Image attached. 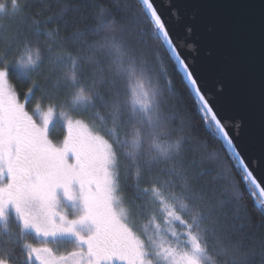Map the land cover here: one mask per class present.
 I'll return each mask as SVG.
<instances>
[{
	"label": "trees",
	"instance_id": "16d2710c",
	"mask_svg": "<svg viewBox=\"0 0 264 264\" xmlns=\"http://www.w3.org/2000/svg\"><path fill=\"white\" fill-rule=\"evenodd\" d=\"M150 13L145 0H0V68L27 110H55L54 140L80 121L108 141L109 185L149 264H264V196L207 131ZM9 221L0 256L30 264L25 242L45 238ZM72 239L47 242L64 254Z\"/></svg>",
	"mask_w": 264,
	"mask_h": 264
},
{
	"label": "snow or ice",
	"instance_id": "6c2138e0",
	"mask_svg": "<svg viewBox=\"0 0 264 264\" xmlns=\"http://www.w3.org/2000/svg\"><path fill=\"white\" fill-rule=\"evenodd\" d=\"M149 2L158 36L177 57L179 70L184 73L182 79L199 101L196 107L207 131L253 177L251 167L235 143L239 125L222 122L218 117L186 59L174 46L155 0ZM259 12L264 21V0ZM26 102L21 104L18 93L6 88L0 73V216L11 206L22 231L31 228L45 238L41 247L25 242L24 251L29 260L33 264H142L138 244L113 215L107 169L95 161L78 137L70 135L62 145H57L47 128L37 124L28 112ZM257 184H261L259 179L250 187ZM61 194L70 201L79 200L83 215L78 218L65 215L58 207ZM61 233L71 234L73 238L75 251L67 257L57 256L47 246L48 237L55 239ZM10 259L0 256V264H10Z\"/></svg>",
	"mask_w": 264,
	"mask_h": 264
},
{
	"label": "water",
	"instance_id": "95a60500",
	"mask_svg": "<svg viewBox=\"0 0 264 264\" xmlns=\"http://www.w3.org/2000/svg\"><path fill=\"white\" fill-rule=\"evenodd\" d=\"M145 1L152 12L151 3ZM260 4L261 0H155L174 46L210 106L222 122L239 125L235 143L254 173L250 178L261 181L256 187L264 196V21Z\"/></svg>",
	"mask_w": 264,
	"mask_h": 264
},
{
	"label": "rangeland",
	"instance_id": "374dc122",
	"mask_svg": "<svg viewBox=\"0 0 264 264\" xmlns=\"http://www.w3.org/2000/svg\"><path fill=\"white\" fill-rule=\"evenodd\" d=\"M0 73L3 74V78L6 81V88L11 92L16 93L11 88V85L9 83V79H7L6 70L3 68H0ZM20 102H21V104H23V102L21 100H20ZM28 112L31 114V116L34 118V120L37 122V124H39L41 127L47 128V131L49 132L50 138L53 139L51 137L50 130H51V128H53V126L56 122L55 110H53L50 107H46L45 109H41L40 113H34L32 111L30 112L29 110H28ZM46 115H47V120H45ZM52 124H53V126H52ZM59 125H61L60 122H58V125H56L57 131H58ZM67 128H68L66 130L67 134L65 135V137H63V139H59L58 141L53 139L56 142V144L62 145L63 141L65 139H67L70 135L75 136L74 134H77L79 137V140L82 142H85V144L88 146V148L90 149V152H91L93 158L95 159V161L98 164L103 165V167H105L107 169V174H108V177L110 178L111 177L110 171H111V166L113 163V153L110 149V145H109L108 141L105 140L103 137H100L99 135H96L95 133H93L91 130H89V128L87 127V125L85 123H82L80 121L70 123ZM109 189H110L111 207H112V212H113L114 216L117 217V221L122 226V229L130 237H132L135 240V242L138 244L140 251H141V254H142V264H149L144 257L143 249L141 248V244L139 242L138 237L135 236L131 227L127 226L123 220L124 217L122 216V212L116 204L117 198L115 195L114 187H111V185H109ZM58 207L60 210H62L65 213V215L69 216L70 218H78L80 215H83L81 207H79V200L70 201L67 198H65L62 194L59 195ZM0 219H3V216H0ZM68 236H72V235L66 234V233H61V234H58L56 236V238L62 239L63 237H68ZM48 238L52 239V237H48ZM48 247H51V246L48 245ZM68 254L69 253H64V254L56 253L57 256H65V257H67ZM69 264H70V262H69Z\"/></svg>",
	"mask_w": 264,
	"mask_h": 264
},
{
	"label": "flooded vegetation",
	"instance_id": "af4514ba",
	"mask_svg": "<svg viewBox=\"0 0 264 264\" xmlns=\"http://www.w3.org/2000/svg\"><path fill=\"white\" fill-rule=\"evenodd\" d=\"M13 215L15 216V219L18 221V219L16 217L15 210L10 206L9 209L7 210V213L5 215H3V219H0V224L7 226V224L10 223L9 220H10L11 216H13ZM27 230H32V229L29 228ZM35 247H37V246H35ZM10 264H11V262H10ZM30 264H33V261H30Z\"/></svg>",
	"mask_w": 264,
	"mask_h": 264
}]
</instances>
